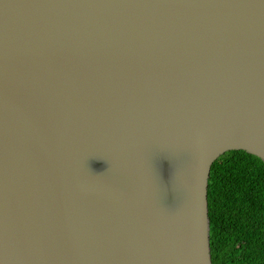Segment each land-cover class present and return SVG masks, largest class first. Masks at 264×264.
<instances>
[{
    "label": "water",
    "instance_id": "water-1",
    "mask_svg": "<svg viewBox=\"0 0 264 264\" xmlns=\"http://www.w3.org/2000/svg\"><path fill=\"white\" fill-rule=\"evenodd\" d=\"M229 150L264 161V0H0V264H214Z\"/></svg>",
    "mask_w": 264,
    "mask_h": 264
},
{
    "label": "trees",
    "instance_id": "trees-1",
    "mask_svg": "<svg viewBox=\"0 0 264 264\" xmlns=\"http://www.w3.org/2000/svg\"><path fill=\"white\" fill-rule=\"evenodd\" d=\"M214 264H264V161L229 150L214 161L208 182Z\"/></svg>",
    "mask_w": 264,
    "mask_h": 264
}]
</instances>
